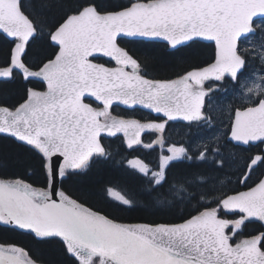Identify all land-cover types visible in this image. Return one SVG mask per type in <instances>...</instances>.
Returning <instances> with one entry per match:
<instances>
[{"label":"snow or ice","instance_id":"obj_1","mask_svg":"<svg viewBox=\"0 0 264 264\" xmlns=\"http://www.w3.org/2000/svg\"><path fill=\"white\" fill-rule=\"evenodd\" d=\"M58 7L63 13L47 33L57 50L34 70L23 58L39 26L22 0H0V34L11 42L0 78L11 79L19 71L24 80L38 78L44 85L26 89L17 104L0 103V134L17 140L37 159L43 177L37 186L23 176H0V224L26 230L40 242L59 239L73 264H264V231H243L253 221L264 228V177L247 186L251 170L264 164V155L251 158L240 181L246 190L220 195H212V178L198 171L168 175L173 163L207 162L209 153L218 154L209 145L190 150L172 144L155 169L139 158L128 160L147 178L142 195L149 203L171 207L195 202L194 214L179 223H123L85 206L61 186L96 159L111 158L101 142L103 134L123 133L131 149L142 145L143 132L154 130L161 136L143 144L150 149L163 145L168 120L210 121L203 111L205 99L218 89L205 84L221 82L226 75L240 82L253 57L252 50L240 45L249 42L257 27L264 32V24L254 25V18L264 17V0H70ZM122 34L162 38L173 48L198 38L214 41L215 58L177 79H149L118 43ZM97 55L116 66L95 63ZM255 55L264 65V43ZM244 95L247 102L234 109L231 139L264 143V75H256L251 86L245 84ZM86 97L102 106L86 103ZM115 102L143 105L166 120L141 122L113 115ZM215 163L222 166L223 161ZM108 193L130 210L135 206L114 189ZM0 264L36 261L23 247L0 244Z\"/></svg>","mask_w":264,"mask_h":264},{"label":"trees","instance_id":"obj_2","mask_svg":"<svg viewBox=\"0 0 264 264\" xmlns=\"http://www.w3.org/2000/svg\"><path fill=\"white\" fill-rule=\"evenodd\" d=\"M69 2L70 0H22L26 10L32 14L39 26L37 38L30 43L27 55L23 58L34 70L57 50L48 39L47 33L63 13L58 5ZM113 2L123 3L125 0H113ZM42 5H47V7H42ZM40 28L43 29L42 32ZM257 30H259L258 27ZM118 42L138 60L142 68L146 70L148 77L152 79H176L191 69L211 63L215 58L214 44L201 40L189 42L175 49H170L168 44L159 41L120 38ZM10 47L11 42L5 39L3 34H0V65L8 60ZM97 61L108 64L102 58ZM249 69L250 59L245 73ZM210 83L213 82H207L205 86ZM32 87L42 89L44 85L38 79L31 78L26 81L21 73L16 71L13 78L0 79V103L17 104L24 97L26 89ZM86 102L92 103L93 106H102L90 99H86ZM111 111L113 115L125 119L145 121L154 118L152 113L139 108L125 109L113 105ZM177 123L176 131L181 133V136L183 133L191 131L180 122ZM186 137L188 136L180 137L176 134V139L185 140ZM153 139L154 136L150 132L145 133L142 138L148 143ZM101 142L112 154L111 158L96 159L88 170L70 175L63 181L61 186L72 198L123 223H179L181 217H186L189 213L194 214V201L192 204L176 202L171 207H161L149 203L142 195L147 178L126 162L131 158H139L155 169L158 166L157 160L161 153L158 148L148 149L136 145L130 149L121 135L115 137L102 135ZM226 143L229 142L226 141ZM232 147L231 149L238 153L230 156V159L226 157L207 162L193 160L173 163L168 169V175L171 178L189 171H198L204 176L212 178L209 184L216 189L212 195L242 190L246 186L240 187V181L246 172L247 162L252 156L253 148ZM222 150L224 152L225 148ZM215 161H223L222 166L216 164ZM263 175L264 164H260L250 174L247 186H252ZM0 176L9 178L23 176L37 186H41L43 179L37 159L17 140L4 134H0ZM109 189L119 190L123 195L133 199L135 206L130 210L127 206L112 199L108 194ZM243 231L255 233L264 231V228H261L260 222L253 221L247 223ZM0 244H15L25 248L37 264H73V261L64 253L63 245L59 239L40 242L30 232L17 229L14 226L0 224Z\"/></svg>","mask_w":264,"mask_h":264},{"label":"rangeland","instance_id":"obj_3","mask_svg":"<svg viewBox=\"0 0 264 264\" xmlns=\"http://www.w3.org/2000/svg\"><path fill=\"white\" fill-rule=\"evenodd\" d=\"M261 24H264V19L256 23V25H261ZM248 41L249 42L242 41L240 46L241 48L247 47L253 52V57L249 58L250 72L247 73L245 76L241 77L240 82L237 83L236 85L231 84V87H228L227 89H225V91H223L220 94L219 92L222 90L223 87H219L217 93L215 92L216 95H210V97L208 98L209 101L208 113H209V117L211 118L210 121H204L200 124L198 123L194 125L192 127L193 128L192 132H186V134H183L182 136L181 133H178V136L180 137H183L184 135H188L189 138L186 137L185 140L183 139L180 140L177 138L176 141L173 142L172 138L174 136L172 133L169 132L168 135L166 136L167 137L166 139H164L163 137V145L154 144L153 147L158 148L159 151L161 152L160 156L162 154L168 155L169 153L167 152V148L172 144H175L177 146L183 145L189 148L190 150H196L198 146L204 144L209 145L213 149H218V154L209 153L208 160L210 161L214 159L220 160L226 157L230 159L231 158L230 156L238 153V151L232 150L230 145L226 143V136L233 117L234 108L244 105L248 100V97L244 95L245 84H247V86H251V83L255 79L256 75H264V72L260 71V69L264 67V65L261 64L259 57L255 55V52L258 50L259 45L261 43H264V32H262L261 29L259 28L255 36L248 37ZM228 81L231 82L230 80ZM139 146L143 147V144ZM222 148H225L224 152ZM158 164H159V158L157 160V165ZM116 191L120 192L119 190ZM120 193L123 194L122 192ZM110 197L114 199V197L112 196Z\"/></svg>","mask_w":264,"mask_h":264},{"label":"flooded vegetation","instance_id":"obj_4","mask_svg":"<svg viewBox=\"0 0 264 264\" xmlns=\"http://www.w3.org/2000/svg\"><path fill=\"white\" fill-rule=\"evenodd\" d=\"M108 65H112V66H114L115 64H113V63H110V62H108ZM224 82H221V83H217V82H213L212 84H209V86H207L206 88H211V87H215L216 89H218L219 87H223L222 88V90L219 92V94L220 93H222L223 91H225V89H227L228 87H231V86H229V81H228V79L227 78H224V80H223ZM239 83V82H238ZM233 84V83H232ZM218 91V90H217ZM217 91H213L210 95H216L215 94V92L217 93ZM210 95L208 96V98L210 97ZM209 106V101H208V99H207V107ZM241 107V106H240ZM236 108V107H235ZM234 108V109H235ZM148 112V111H147ZM205 113V112H204ZM154 115V114H153ZM166 120V118H161L160 116H157V115H154V118L153 119H151V120H145V121H143V122H148V121H156V122H164ZM181 123V125H183V126H185L188 130H191V131H189V132H192L193 131V125L192 124H189V123H183V122H180ZM200 123H202V122H200ZM199 123V124H200ZM177 126H178V123H177V121H173V120H168L167 121V124H166V128H165V130H164V132H163V134H162V137H165V136H167L168 135V133L170 132V133H172L173 134V142L174 141H176V134H178L179 132L178 131H176L177 130ZM150 134L152 135V136H154V139H153V141H155L156 139H158V137H160L161 136V134L160 133H158V132H150ZM183 134H186V132L185 133H183ZM186 136H188V135H186ZM142 138H143V134L141 135V140H142ZM189 138V137H188ZM165 139V138H164ZM152 141V142H153ZM142 144H148V143H145V141H143L142 140ZM228 145H230V147H232V146H235V147H243V148H253V153H252V156L250 157V159L248 160V162H247V166H248V163H249V161L251 160V158H253V156L254 155H256V154H261V155H264V143H262V142H258V143H256V144H249V145H247V146H240V145H234V144H232V143H227ZM143 148V147H142ZM233 148V147H232ZM145 162V161H144ZM146 163V162H145ZM258 165H260V164H258ZM258 165L251 171V173L258 167ZM247 166H246V168H247ZM250 173V174H251ZM264 176V175H263ZM262 176V177H263ZM240 187H244V184H241L240 183ZM244 189H246V188H244Z\"/></svg>","mask_w":264,"mask_h":264},{"label":"water","instance_id":"obj_5","mask_svg":"<svg viewBox=\"0 0 264 264\" xmlns=\"http://www.w3.org/2000/svg\"><path fill=\"white\" fill-rule=\"evenodd\" d=\"M261 18H264V17H256V18H254V21L255 20H257V19H261ZM119 38H127V39H139V40H146V41H164L162 38H145V37H129V36H126V35H121ZM198 40H203V41H206V42H213L214 43V41H208V40H205V39H202V38H198ZM164 42H166V41H164ZM188 42H186V44H187ZM215 44V43H214ZM185 45V44H184ZM181 46V45H180ZM122 47V46H121ZM170 47L172 48V49H174L171 45H170ZM177 47H179V46H177ZM176 47V48H177ZM97 57H101V58H105V59H109V60H112V59H110V58H108V57H105V56H103V55H97L95 58H97ZM112 61H114V60H112ZM94 62L95 63H99V62H97V61H95L94 60ZM115 62V61H114ZM103 64V63H102ZM105 66H107V65H105ZM108 67H110V66H108ZM112 67H115V66H112ZM1 79V78H0ZM33 79H38V78H33ZM38 80H40V79H38ZM86 98H89V99H91V100H93V101H95L94 100V98H91V97H86ZM86 102V101H85ZM96 102V101H95ZM87 103V102H86ZM113 105H119V106H121V107H124V108H128V109H132V108H134V107H138V108H141V109H144V110H148V111H151V112H153L152 110H149V109H147L146 107H144L143 105H140V104H137V105H133V106H127V105H123V104H121L120 102H115ZM155 115H160V116H163V114H157V113H155V112H153ZM164 117V116H163ZM173 120H184L183 118H181V117H177L176 119H173ZM118 134H121V133H118ZM117 134V135H118ZM104 135H107V136H110V135H108V134H104ZM116 136V135H115ZM111 137H114V136H111ZM227 140L228 141H230V142H232L234 145H240V146H247V145H249V144H256V143H258L259 141H257V142H251V143H249V144H247V145H245V144H243V143H241V142H237V141H234L233 139H231V136H230V131H229V134H228V136H227ZM256 155H258V154H256ZM256 155H254V156H256ZM259 155H261V154H259ZM253 156V157H254ZM251 161V160H250ZM250 161H249V163H248V165L250 164ZM258 165V164H257ZM256 167V166H255ZM254 167V168H255ZM253 168V169H254ZM252 169V170H253ZM251 170V171H252ZM249 170H248V166H247V170H246V173L248 172ZM245 173V174H246ZM244 177V176H243ZM243 179V178H242ZM246 190V189H245ZM242 191H244V190H242ZM11 226V225H10ZM15 227V226H14ZM18 229V228H17ZM23 231H26V230H23Z\"/></svg>","mask_w":264,"mask_h":264}]
</instances>
